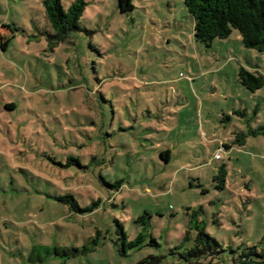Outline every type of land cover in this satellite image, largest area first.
Masks as SVG:
<instances>
[{
	"label": "rangeland",
	"instance_id": "rangeland-1",
	"mask_svg": "<svg viewBox=\"0 0 264 264\" xmlns=\"http://www.w3.org/2000/svg\"><path fill=\"white\" fill-rule=\"evenodd\" d=\"M85 2L55 43L42 0H0V264H262L264 86L238 72L264 77V52L197 42L183 0ZM195 222L213 260L185 259Z\"/></svg>",
	"mask_w": 264,
	"mask_h": 264
},
{
	"label": "trees",
	"instance_id": "trees-1",
	"mask_svg": "<svg viewBox=\"0 0 264 264\" xmlns=\"http://www.w3.org/2000/svg\"><path fill=\"white\" fill-rule=\"evenodd\" d=\"M183 3L193 19L194 39L197 42L209 47L213 40L226 39L233 30H236L239 32L245 48L264 52V0H183ZM42 4L46 20L53 31V35L49 38L54 39L55 43L65 41L80 29V19L86 7L85 0H74L67 10L63 8L61 0H42ZM118 4L122 13L130 12L134 8L131 0H118ZM238 79L240 84L250 92H255L264 86L262 75L249 73L243 68L239 69ZM168 156V151L160 153L162 160L168 161ZM225 178L226 169L222 165L214 177L217 189H224ZM119 185V182L116 183V186L120 187ZM57 201L68 205L69 209L75 213L91 212L95 206L94 204L89 208L82 209L71 195L58 197ZM145 219L143 216L138 221L142 222L144 226ZM195 228L197 235L193 247L185 255L186 261L196 262L200 259L210 260V258L213 260L216 247L219 244L206 233L202 223L195 222ZM117 232L121 235L124 244H128L130 247H134L142 239V236L139 235L136 242L128 243L127 236L120 224ZM48 252L51 253L49 250ZM79 252L77 249H66L62 252L57 249L53 250L54 255L63 253L67 257L75 256ZM160 260L161 257H149L142 264H159ZM212 262L210 261V264H213ZM240 264L256 263L242 261Z\"/></svg>",
	"mask_w": 264,
	"mask_h": 264
},
{
	"label": "built area",
	"instance_id": "built-area-1",
	"mask_svg": "<svg viewBox=\"0 0 264 264\" xmlns=\"http://www.w3.org/2000/svg\"><path fill=\"white\" fill-rule=\"evenodd\" d=\"M220 158H221V156H220L219 153H217V154L214 156V159H216V160H219Z\"/></svg>",
	"mask_w": 264,
	"mask_h": 264
}]
</instances>
